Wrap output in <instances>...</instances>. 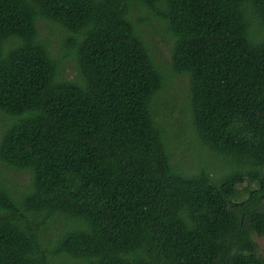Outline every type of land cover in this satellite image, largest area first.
Wrapping results in <instances>:
<instances>
[{
  "label": "trees",
  "instance_id": "obj_1",
  "mask_svg": "<svg viewBox=\"0 0 264 264\" xmlns=\"http://www.w3.org/2000/svg\"><path fill=\"white\" fill-rule=\"evenodd\" d=\"M255 235L264 0H0V264H264Z\"/></svg>",
  "mask_w": 264,
  "mask_h": 264
},
{
  "label": "rangeland",
  "instance_id": "obj_2",
  "mask_svg": "<svg viewBox=\"0 0 264 264\" xmlns=\"http://www.w3.org/2000/svg\"><path fill=\"white\" fill-rule=\"evenodd\" d=\"M40 31L44 36H48L53 43H51V49L53 52L57 55H62L63 53L66 52L65 49V43H64V34L62 30L57 27V26H52V24L47 23L43 21L40 24ZM156 53L157 56L156 58L159 60L160 63L165 64L170 61L171 58V53L169 49V45L162 39V37H157V48H156ZM76 60L74 59H68L67 61L64 62V73L63 75L65 78H74L77 75V70H76ZM186 94H189V78L186 77V83L183 82L182 80L172 82V87L170 89L169 96L170 98L175 97L178 98L181 102L184 101V97ZM178 112L174 111L171 114V119L174 120L178 116ZM177 125V124H176ZM185 156L188 157L189 159L195 157V151L188 150L185 153ZM206 158H210L211 155L206 154ZM215 162L216 164L221 163V160H219L218 157H215ZM22 177H25V174L22 172H17V173H12L9 175V183L12 185H18L21 183ZM242 197L245 198L246 195L245 193L242 194ZM255 239L258 243V248L259 252L264 255V236H257L255 235Z\"/></svg>",
  "mask_w": 264,
  "mask_h": 264
}]
</instances>
